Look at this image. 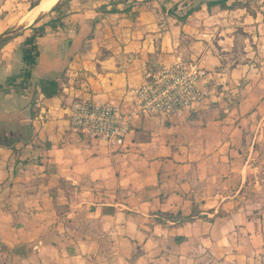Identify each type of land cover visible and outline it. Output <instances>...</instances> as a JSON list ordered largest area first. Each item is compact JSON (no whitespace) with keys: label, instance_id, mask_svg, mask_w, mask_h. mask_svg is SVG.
I'll use <instances>...</instances> for the list:
<instances>
[{"label":"crops","instance_id":"0c3cea01","mask_svg":"<svg viewBox=\"0 0 264 264\" xmlns=\"http://www.w3.org/2000/svg\"><path fill=\"white\" fill-rule=\"evenodd\" d=\"M208 1L193 0L183 20L190 6L125 0L117 8L129 10L93 25L71 9L63 29L45 26L32 88L54 78L60 91L36 88L32 106L0 93V136L17 139L0 144V264H264V0ZM49 8L3 42L0 84L19 72L28 27ZM177 57L207 71L199 108L142 118L119 150L70 128V100L128 107L145 70ZM193 206L192 221L160 216Z\"/></svg>","mask_w":264,"mask_h":264},{"label":"built area","instance_id":"2783aa9c","mask_svg":"<svg viewBox=\"0 0 264 264\" xmlns=\"http://www.w3.org/2000/svg\"><path fill=\"white\" fill-rule=\"evenodd\" d=\"M206 69L195 58L175 60L145 70L131 90L128 107L93 98L72 99L66 105L70 128L84 137L105 141L119 150L133 125L145 117L157 120L199 108L204 102L202 84Z\"/></svg>","mask_w":264,"mask_h":264},{"label":"trees","instance_id":"16d2710c","mask_svg":"<svg viewBox=\"0 0 264 264\" xmlns=\"http://www.w3.org/2000/svg\"><path fill=\"white\" fill-rule=\"evenodd\" d=\"M122 0H112L108 5L112 6L110 9H105L106 5L100 6L103 7L100 11L101 16L104 17L107 13H114L118 11H127L130 9L129 5L125 4L122 10L117 8V5L121 3ZM226 0H217V1H208L207 5L220 4L221 7H225ZM31 6L35 5L34 3L30 4ZM199 5L190 7L185 11L183 15H177L178 19H185L187 15L196 11ZM56 12V16L49 20L44 21L41 24H37L38 20L34 21L29 25L30 32L24 37L20 45V59L22 66L18 73L13 74L6 78V80L0 84V93L1 94H10V93H20L23 94L27 100V104L32 106L35 103V92H41L46 97H51L56 95L60 91L58 81L54 78H40L32 88L31 83V71L36 63V59L39 55L37 38L45 34V26L48 25L52 29H63L64 20L66 13L59 11L57 4L54 5L48 12ZM97 20L95 19L93 23ZM94 27V26H93ZM38 91H37V89ZM17 140V139H16ZM14 138L3 139L0 138V144L9 145V143L16 141ZM199 215V210L194 206L192 207L190 213L182 214L181 212L177 213H161L160 216L166 219H170L175 223H183L187 221H192L195 216ZM177 239H181L177 237Z\"/></svg>","mask_w":264,"mask_h":264},{"label":"rangeland","instance_id":"374dc122","mask_svg":"<svg viewBox=\"0 0 264 264\" xmlns=\"http://www.w3.org/2000/svg\"><path fill=\"white\" fill-rule=\"evenodd\" d=\"M40 0H9L4 9L0 10V18H2L3 20L0 22V24H2L3 22H7L5 23V25L0 29V47L3 45V42L6 41L11 33L14 32V29H18V27L21 28V26L23 25L21 22V20L26 17L37 5V3ZM45 0H41V4L44 5V7H52L55 3L58 6L59 11H62L63 13H67L68 11H70L71 9H75L76 13H79L81 11L87 10L88 11V15L90 16V18H92V25L94 24L93 21L97 18V21H100L98 17H101V13L100 11L102 10L103 7L100 6H104L106 5L107 7H104L105 9H110L112 6L108 5L112 0H46V2L48 3H44ZM51 1V2H50ZM125 1V0H122ZM128 1V0H127ZM133 1V0H129V3ZM163 4H161L160 6L164 9H166L167 7L169 8V10H176L177 12H184L186 10V8L193 7L194 3L193 0H161ZM35 5L31 6V3H34ZM126 4H128L127 2H124ZM123 3V5H124ZM165 3V5H164ZM120 5V4H119ZM118 5V6H119ZM183 10V11H182ZM37 12L39 11H34L33 14H37ZM56 12H48L46 11L45 14H40L38 17V20L40 21L41 24L42 22L49 20L51 18H54L56 16ZM33 17V16H32ZM42 20V21H41ZM44 20V21H43ZM38 21V22H39ZM115 25V23H111L110 26ZM2 34V35H1ZM102 43V41H98L97 44ZM153 68V67H152ZM16 101H12L11 102V107L9 109L14 110V113L17 112L20 108V105H16L15 104ZM18 106V107H17ZM15 117L11 118H6V121H10L13 122V124L15 123L14 121ZM0 120H4L3 117H0ZM19 124V123H18ZM17 124V125H18ZM3 135L0 136V138L3 139H7V137H2ZM250 184L246 187V190L243 191V193H240L238 195H236L235 200L239 201V205L243 204V200L249 199V196L251 195L250 191H249V187ZM252 188V187H251ZM239 195L243 196L240 199Z\"/></svg>","mask_w":264,"mask_h":264},{"label":"bare ground","instance_id":"6f19581e","mask_svg":"<svg viewBox=\"0 0 264 264\" xmlns=\"http://www.w3.org/2000/svg\"><path fill=\"white\" fill-rule=\"evenodd\" d=\"M45 2H46V0L44 1V3H45ZM50 2H51V1H50ZM46 3H48V2H46ZM48 4H49V3H48ZM55 4H56V3H55ZM55 4H54V5H55ZM54 5H53V6H54ZM50 8H51V7H50ZM50 8H49V9H50ZM43 9H44V5L41 4V0H40V3H39V4H38V5H37V6H36V7H35L30 13H34V11H39V12H40V11H42ZM45 9H46V8H45ZM45 9H44V10H45ZM49 9H48V10H49ZM48 10H47V11H48Z\"/></svg>","mask_w":264,"mask_h":264},{"label":"water","instance_id":"95a60500","mask_svg":"<svg viewBox=\"0 0 264 264\" xmlns=\"http://www.w3.org/2000/svg\"><path fill=\"white\" fill-rule=\"evenodd\" d=\"M39 3H40V1L37 3V5H38ZM37 5H36V6H37ZM39 13H40V12H38L37 14H39Z\"/></svg>","mask_w":264,"mask_h":264}]
</instances>
